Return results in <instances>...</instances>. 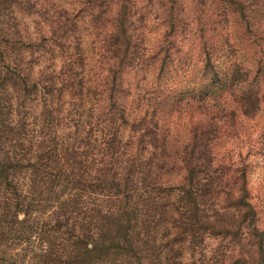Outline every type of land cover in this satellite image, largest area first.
Returning a JSON list of instances; mask_svg holds the SVG:
<instances>
[{
  "label": "trees",
  "instance_id": "obj_1",
  "mask_svg": "<svg viewBox=\"0 0 264 264\" xmlns=\"http://www.w3.org/2000/svg\"><path fill=\"white\" fill-rule=\"evenodd\" d=\"M22 5L32 70L24 103L0 106V264H264L244 157L264 98L245 66L227 57L213 97L203 44V85L173 89L191 62L177 0ZM148 8L165 33L146 54Z\"/></svg>",
  "mask_w": 264,
  "mask_h": 264
},
{
  "label": "rangeland",
  "instance_id": "obj_2",
  "mask_svg": "<svg viewBox=\"0 0 264 264\" xmlns=\"http://www.w3.org/2000/svg\"><path fill=\"white\" fill-rule=\"evenodd\" d=\"M24 1L28 0H0V106L4 102L24 103L20 95L19 81L23 77L31 76L32 52L29 45L33 42L35 24L29 10L22 9ZM229 1L235 3V0ZM204 2L205 7H202ZM242 2V5L228 6L221 0H177L176 8H179L176 12H180V15L176 18L175 27L178 33L180 30L185 31L183 37L177 38L180 42L175 53L187 55L191 62L185 70L186 74L181 72L179 83L173 89L191 91L195 83L203 85L202 79L196 72H191V69L201 59L199 49L204 44L209 49L212 60L217 63L222 79V83L216 90L210 91V95L218 97L225 88L227 79L222 73L228 65V57L232 62L243 64L250 77L256 78L255 88L262 91L259 95L264 98V0ZM148 11V30L140 44L141 51L145 49L146 54L152 49L156 50L155 46L161 43L165 33L163 25L157 24L160 14L158 13L157 19L150 8ZM260 37H263L262 42ZM194 60L196 61L193 62ZM200 62L201 60L195 66ZM254 86L253 84L249 88ZM25 98L28 103L29 96ZM262 103L260 118L249 124L256 128H252L250 134L249 130L246 132V136L252 137L256 149L245 148L244 157L248 155L246 162L250 202L257 211V225L264 230V99Z\"/></svg>",
  "mask_w": 264,
  "mask_h": 264
}]
</instances>
